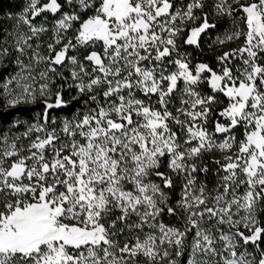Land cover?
<instances>
[{"label": "snow or ice", "instance_id": "6c2138e0", "mask_svg": "<svg viewBox=\"0 0 264 264\" xmlns=\"http://www.w3.org/2000/svg\"><path fill=\"white\" fill-rule=\"evenodd\" d=\"M6 60L0 264H264V0H25Z\"/></svg>", "mask_w": 264, "mask_h": 264}, {"label": "trees", "instance_id": "16d2710c", "mask_svg": "<svg viewBox=\"0 0 264 264\" xmlns=\"http://www.w3.org/2000/svg\"><path fill=\"white\" fill-rule=\"evenodd\" d=\"M23 2L24 0H0V20L5 19L6 13H9V12L18 13L22 8ZM207 2L209 5L211 4V0H207ZM213 21L217 23L218 27L214 31H212L209 36H205L202 38V49H195L194 47H187L185 50L191 53L193 57V63L206 62L210 66H213L218 69L219 63L216 60V57L222 54L223 51H227V50L240 46L243 38H241V40L228 42L224 45H217L213 43L212 46L209 47L210 40H214L215 37L217 36L222 37L225 32L231 30L232 28V24L228 18H221L217 20L215 17H213ZM9 23L10 21L5 23L4 26H6ZM4 73H6V69H3L0 71V76H3ZM207 90L209 92V89ZM220 97L222 98L224 103L218 106L217 107L218 109L222 108L223 106L227 104V100L223 96H220ZM79 106H80L79 104H74L67 109L58 110V113L63 112L67 115H71L77 110ZM28 110L32 111L33 109L32 107H25V108L19 107L17 109H11L2 118H0V124L4 125L5 123L12 121L13 118L19 114L20 115L22 114L23 116H27L26 114ZM240 137H241V132L238 135V138ZM219 155H220L219 153H216L213 156L219 157ZM213 179H214V176L210 173L207 177L208 184L211 183ZM175 199H176V194L174 193L173 200Z\"/></svg>", "mask_w": 264, "mask_h": 264}, {"label": "rangeland", "instance_id": "374dc122", "mask_svg": "<svg viewBox=\"0 0 264 264\" xmlns=\"http://www.w3.org/2000/svg\"><path fill=\"white\" fill-rule=\"evenodd\" d=\"M24 3H25V0H24V2L22 3V7H23V5H24ZM22 9V8H21ZM40 20V18L38 17L37 18V21H39ZM7 30H9V31H11L12 30V28H11V22L9 23V24H7L6 26H4ZM13 60H14V57H13ZM5 64L7 65L6 67H0V71L1 70H3V69H6V73H4V75L2 76V77H4V78H7L9 75H14L15 74V71H18V69L15 67V65L13 64V63H10V62H8L7 60L5 61ZM0 82H2V81H0ZM208 88H207V86H202L201 87V91L204 93V94H207L208 93V90H207ZM219 99L221 100V101H223L222 100V98L221 97H219ZM224 103V102H223ZM220 105H222V104H219V105H217V107L218 106H220ZM22 108H25V107H32V111H30V110H28L27 111V116H23L22 114L20 115H17V116H15L13 119H24V120H34L35 119V117L37 116V114L41 111V107H42V105L40 104V103H37V104H34V105H24V106H21ZM78 108H80V106L78 107ZM77 108V109H78ZM57 115H59L61 118H63V117H70L71 115H67V114H65V113H63V112H57ZM0 126H3V125H1L0 124ZM209 130H211L212 129V125H211V123L209 124ZM14 131H19V132H22V131H24V128L23 127H21V128H19L18 130H16V129H14ZM236 134H237V138H238V135L240 134V130L239 129H237L236 130ZM239 139V138H238ZM216 153H213L212 155H215ZM215 177H214V179L212 180V182L211 183H209L208 184V186L210 187V188H212L213 186H214V183H215ZM168 219H170V220H168ZM164 220H165V222L166 223H171V224H174V225H179V221L176 219V218H174V217H167V216H165L164 217Z\"/></svg>", "mask_w": 264, "mask_h": 264}]
</instances>
